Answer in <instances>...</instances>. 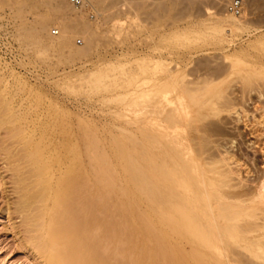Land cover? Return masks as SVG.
I'll use <instances>...</instances> for the list:
<instances>
[{
  "label": "rangeland",
  "instance_id": "rangeland-1",
  "mask_svg": "<svg viewBox=\"0 0 264 264\" xmlns=\"http://www.w3.org/2000/svg\"><path fill=\"white\" fill-rule=\"evenodd\" d=\"M229 1L86 0L95 11H77L67 0H0V264H58L41 249L46 237L41 231L43 220H38L37 215L43 203L29 206L30 189L19 188L31 183L32 173L28 164L15 162L24 146L17 145L12 137L25 127L24 118L29 125L34 112L52 116L53 122L56 120L52 122L53 129L79 130L84 161L89 155L85 149L88 143L95 142L97 153L107 154L105 166L120 178L114 190L126 192L124 202H129L124 203L129 215L120 212L115 219L120 221L121 216L127 215L123 220L130 223L140 213H147L146 223L149 220L150 226L141 230L139 236L136 233L133 239L137 241L128 246H140L139 242L145 248L152 246L144 238L149 237L151 225L155 226L154 231L163 229L135 189L128 171L130 158L118 159L119 151L126 154L129 145V135L123 131L138 139L140 135L135 126L126 125L116 116L133 117L138 112L123 106L128 100L119 103L110 98L127 93L135 99L165 78L166 70L171 71L169 80L186 75L187 80L193 81L210 71V77L224 81L223 93L235 98V108L230 114L210 119L219 124L209 133L210 152L216 159H227L242 186L256 188L263 182L264 79L260 76L264 75V0H242V12L235 16L245 21L242 31L227 30L214 35L211 29L215 21L230 14ZM179 34L185 38L179 39ZM157 62L163 68L156 74L153 67ZM231 64L237 68L228 69ZM217 67L222 68V74L217 73ZM119 68L126 71L127 77H114ZM213 69L217 74H213ZM237 70L248 73L254 84L246 91V101L241 100L244 86L235 74ZM100 75L109 77L103 83L108 88L95 86ZM14 167L23 175L15 177L11 171ZM122 199L119 202L123 204ZM119 226L110 231L121 232ZM90 228V224H84L78 229L85 232ZM160 234L159 238L170 245L167 256L173 257L169 256L167 264H187V260L188 264H196L188 259L190 250L186 243ZM106 247L109 248L104 247L96 260L117 252L115 247ZM56 248L61 250L63 246Z\"/></svg>",
  "mask_w": 264,
  "mask_h": 264
},
{
  "label": "bare ground",
  "instance_id": "bare-ground-1",
  "mask_svg": "<svg viewBox=\"0 0 264 264\" xmlns=\"http://www.w3.org/2000/svg\"><path fill=\"white\" fill-rule=\"evenodd\" d=\"M86 9L95 11L88 3L76 10ZM229 13L215 21L211 29L214 35L227 30L235 33L245 28L242 18ZM178 38L185 37L179 34ZM162 68L157 62L153 72L157 74ZM236 68V64L228 67ZM219 69L217 73L222 74V68ZM115 71V78L127 77L124 69ZM170 72L166 70V75ZM209 72L198 75L193 81L187 80L186 75L175 80L166 76L135 99H130L133 94L127 93L110 98L119 103L126 99L129 103L123 106L138 112L133 117L116 116L126 125L135 126L140 135L138 139L130 136L131 132L123 131L130 136H126L129 145L126 154L119 151L118 159L130 158L128 171L135 189L140 193L143 205L164 230L156 231L158 228H155L154 231V225H151L149 237L144 236L152 245L148 248L143 247L142 242H139L142 246H128L137 241V238L136 241L133 239L136 233L148 228L147 213H140L138 219L130 223L123 220L127 215L121 216L120 221L115 219L120 212L129 215L125 208L129 202H124L126 192L114 190L116 186L118 188L120 178L114 176V171L112 175L111 169L105 166L107 154L97 153L99 148H95V142L88 143L85 149L89 155L85 157V164L79 130L53 129L54 119L45 112L32 111L29 125L24 118L25 127L16 129L12 137L17 145L24 146L23 155L21 152L15 162L28 164L29 173L33 175L30 173L32 181L29 178V185L19 188L30 189L31 197L25 195L30 197L29 206L34 202L43 203L37 215L38 220H43L41 231L44 230L46 237L41 249L51 261L58 264H167L172 254L167 256L170 245L159 238L163 233L165 237L186 243L190 250L188 259L196 264H264V180L256 188L242 186L227 159H216L210 152L209 133L219 128V124L215 125L210 119L223 113L230 114L235 108V98L224 94V81L217 82L218 78L210 77ZM235 74L243 81L241 100L246 101V91L254 84L248 73L237 70ZM260 77L264 79V75ZM107 78L98 76L95 86L106 87L103 83ZM11 171L15 172V177L24 173L16 167ZM31 189H34L33 193ZM121 197L124 205L119 202ZM84 224H90L91 228L81 232L78 228ZM115 225H120L122 231L113 233ZM57 246H63V249L58 250ZM106 246L115 247L117 252L96 260L104 247L109 248ZM85 253L87 255L83 256ZM125 254L128 256L124 257Z\"/></svg>",
  "mask_w": 264,
  "mask_h": 264
},
{
  "label": "built area",
  "instance_id": "built-area-1",
  "mask_svg": "<svg viewBox=\"0 0 264 264\" xmlns=\"http://www.w3.org/2000/svg\"><path fill=\"white\" fill-rule=\"evenodd\" d=\"M68 3L75 9L84 8L87 6V3L85 0H68ZM242 0H230L227 3V10L234 15H240L242 12ZM90 16L93 17V13H90ZM77 42H80L78 40Z\"/></svg>",
  "mask_w": 264,
  "mask_h": 264
}]
</instances>
